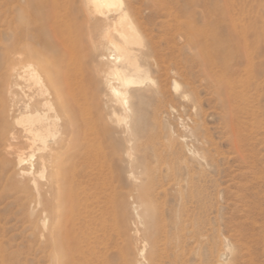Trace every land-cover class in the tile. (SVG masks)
<instances>
[{
    "label": "rangeland",
    "instance_id": "rangeland-1",
    "mask_svg": "<svg viewBox=\"0 0 264 264\" xmlns=\"http://www.w3.org/2000/svg\"><path fill=\"white\" fill-rule=\"evenodd\" d=\"M123 2L141 37V44L130 48L151 78L141 89L143 103L139 106L133 101L134 110H139L142 116L135 136L128 131L133 115L115 105L109 95L104 77L106 61H100L104 52L99 49L95 53L93 49L101 38L86 18L81 0H0V264H51V252L42 237L44 216L40 215L37 203L49 194L45 193V182L52 172L63 169L64 161L52 157L61 147L55 143L59 138L65 139L67 150H78L79 157L74 163L79 175L92 174L91 192L103 171L97 183L106 190L109 199L106 203L104 198L97 200L91 195L89 201L95 206L98 201H105L109 212L106 218L110 227L113 225L109 232L111 241L104 238L103 232L89 231L82 244L84 252L76 257L74 264H98L106 259L110 264H138L136 254L144 247L147 255L153 252L156 241L157 248L162 247L157 249L160 255L157 264H173L168 256L176 250V245L166 237V231L186 236L188 242L185 238L186 244L182 242L185 246L181 244L186 254L184 264H214L215 244L221 240L230 242L238 253L237 264H264V0ZM205 6L211 8L213 18L223 22L220 30L223 38L236 30L241 33L240 38L245 36L250 41L252 66L242 72L239 83L235 84L238 98L232 111L222 107L200 72L197 53L201 47L197 40L206 28ZM215 8L219 11L217 16ZM256 43L261 44L259 48ZM12 69H17L23 79L12 78ZM239 69L244 71V66ZM33 71L39 73V78L32 76ZM16 83L21 89L15 87ZM238 87L242 88L238 90ZM156 90L158 94L153 93ZM186 93H197L194 95L199 113L183 99ZM17 99L21 105L15 109L13 102ZM25 103L30 104L29 111L46 115L45 123L50 129L37 139L33 148V136L14 122L17 115L26 111ZM230 122L240 126L232 128ZM194 134L200 135L205 144L196 141ZM168 137L177 145L172 156L167 147ZM189 147L199 151L197 159L189 155ZM20 150L27 157L32 152L35 154L34 174L28 178L17 174L15 158ZM154 152L162 158L153 157ZM133 161H145L149 167L147 175L138 176L140 172L131 165ZM132 173L138 178L132 177ZM148 177L157 185L164 183V188L155 193L156 210L147 232L134 207L138 203L135 184L140 178ZM93 192L99 194V190ZM179 192L188 204L183 228L175 232L172 231L174 217L181 209L179 203L182 204ZM197 200L202 201L206 211L196 209ZM100 203L99 206L103 205ZM34 208H38L36 213ZM111 214H115L114 218ZM195 217L199 218L198 222ZM199 232L203 235L197 238ZM128 241L131 251H136L134 261L125 254ZM142 264H150L149 259Z\"/></svg>",
    "mask_w": 264,
    "mask_h": 264
},
{
    "label": "bare ground",
    "instance_id": "bare-ground-1",
    "mask_svg": "<svg viewBox=\"0 0 264 264\" xmlns=\"http://www.w3.org/2000/svg\"><path fill=\"white\" fill-rule=\"evenodd\" d=\"M81 3H83V10H84L86 18L92 23L93 27L95 28V31L97 33H99L100 38H101V42L99 43V45L93 47V49H94L95 53L98 52L99 49H102L104 52V55L101 56L100 61H106L105 65H104V73H105L104 77H105L107 89L109 91V95L112 98V101L115 105L122 107L124 109V111H126L127 113L130 114L129 116L133 115V122L131 123V126L128 128V131L131 134H133V136H135L134 134L136 132L137 124L140 121V119H142V116L138 112L139 111L138 109H137L138 111H136V109L134 110V107H136V106H135V103L133 101L136 100L137 101L136 105L138 104L139 106L143 103V96L144 95H142L141 89L144 86H146L147 83L151 82V78L149 76V71L141 65V63L138 61L136 55L133 54V51L130 48L132 45L141 44V37H140L139 33L137 32L134 24L131 22L129 12L125 8V6H124L125 4H124L123 0H81ZM215 11H216L215 16H217L219 13L218 8L217 9L215 8ZM242 12H243V10H242ZM205 18H206L205 32H204L203 36L201 37V39L197 40V43L201 47L197 53L200 72L203 75L202 78H204V83L207 84L212 89L213 94L218 98V100L220 101V104L223 105L222 107H224L225 109H227L229 111L231 109V111H232V108H233L232 106H234V104L237 103L236 101L238 98L236 96L238 94L236 91L235 84L238 82L237 80L239 78L241 79V77L243 76L242 72L247 71V68H250V66H252L251 65L252 60H251L250 44H249L250 41L248 42V39H246L245 36L243 38L242 37L240 38L239 35H241V33L238 34L237 32H239V31L236 32V30L233 31V33L230 32L229 36L227 38H223L220 34V30L222 29L223 22L220 23L216 18L212 17V12H211L210 7H206ZM235 29H236V27H235ZM237 34H238V37H237ZM233 36H235V38L232 39L231 37H233ZM257 39H258V37L256 38V40ZM252 42L255 43V41H252ZM256 44H258L257 48H259V46L261 45L260 43H256ZM254 46H256V45L254 44ZM240 66H244V71H241L242 69L241 70L239 69ZM12 71H13V69H12ZM261 73H262V71H261ZM38 74L39 73H37L36 71H33L32 76L35 78H39ZM13 77L17 80L23 79V76L18 72L17 69H14V71H13L12 78ZM39 82L42 83L41 80H39ZM240 83L242 84V82H240ZM37 84H38V82H37ZM199 84L201 85V83H199ZM177 86L178 85H176V89H177ZM15 87H17L18 89H21V87L17 83L15 84ZM241 88L242 87H240V89ZM240 89L238 87V90H240ZM192 90L193 89H191V91ZM194 92H196V91H194ZM153 93L158 94L159 92L156 90ZM194 94L195 93H193V95H190L189 93H186L182 97H183V99L188 100L191 103V108H193V110L195 112L197 111L199 113L200 112V110H198L199 104H198L196 96H195L197 93L195 95ZM245 97L246 96H244V98ZM218 104H219V102H218ZM20 105H21V102L18 99L14 100L13 107L15 109H18L20 107ZM24 105H25L26 111L24 113L17 115L15 117L14 122L17 126L23 127L24 131L28 132L29 134H31L33 136L32 137L33 138L32 148H33V145H35L36 142L38 141L37 139H41V137L43 136V133L48 132L50 129H49V126L45 123L46 118H47L45 114L43 115L40 113L31 112V111H29V108H30L29 105L30 104L25 103ZM48 105L50 107H52L51 104H48ZM140 110H142V109H140ZM161 112H163V111H161ZM141 113H142V111H141ZM144 116H146V115H144ZM118 117L121 118V116H118ZM229 118H231V117H229ZM237 119L238 118H236V120ZM130 120H132V119H130ZM230 121H231V119H230ZM234 121H235V119H234ZM117 122H119V121H117ZM70 123L72 126V121ZM241 124H242V122H241ZM237 125H239V124L237 123ZM230 126L232 128L236 127V126H234V124H232ZM144 127H147V126H144ZM170 128L172 129V127H170ZM237 129L235 128L234 130H237ZM161 131H163V130H161ZM172 134H174V133H172ZM235 135H237V134H235ZM194 136H195V134H194ZM53 137H55V136H53ZM195 138H196V141H198L200 144L201 143L205 144L204 139L202 140V137L200 135L196 134ZM237 138L238 137H236L235 139H237ZM238 140H235V141H238ZM64 141H65L64 138H59V139L55 140V143L60 144L61 147L59 148V151H54L52 154V157L54 159L61 160L62 162L64 161L63 162V169L62 170L57 169L56 172H52L50 177L45 182V185L47 186V190L45 193H49V194L45 195V197L42 196L40 198L41 201H39V203H37L39 205L37 207H39L38 211L40 212V215L42 217L44 216L43 228L45 230V234H43L42 237L44 238V245L51 252V259H50L51 264H74L76 257H78L80 254H83V252H84V251H82L83 250L82 244L84 243V240L88 237L89 231L103 232L104 238L109 237V241H111V237L109 235V232L111 231V228L113 227V225H112V227H110L109 221L106 218V215L109 214V212L107 213L108 208L106 207L107 204L105 205V201L108 200L109 198L107 197L106 190H104L101 187H98L99 184L97 183L99 178L103 175L102 174L103 171H101L99 173V176L96 178L97 182L93 184L94 188H92V192H91V186L93 183L92 174H85L84 176L79 175L78 166L76 165V163H74L76 161V159H78V157H79L76 155L78 150H77V152H76V150H67V148L64 147ZM235 141H233V142H235ZM130 143H131V141H130ZM190 144H192V142ZM234 145H235V143H234ZM234 145H233V147H234ZM167 147L170 151V155L172 156L173 153L177 149L176 142L173 140V138L168 137V146ZM167 147H166V149H167ZM239 148H240V146H239ZM155 152H154L153 157H155V158L161 157V155H157ZM179 153H181V152H179ZM188 153L190 156H192L194 158V160L199 157L198 156L199 151L197 149L193 150V149H190V147H189ZM34 158H35V154H33V152L30 154L29 157H27L26 153L21 151V150H20V152L17 153L16 158H15V164H16V167L18 169V173H17L18 177L28 178L34 174V172H33V170H34V164H33ZM126 158H127V156H126ZM204 158L207 159L206 156H204ZM132 160H134V159H132ZM182 160H183V158H182ZM182 160H180V161H182ZM194 160H193V162H195ZM210 161H209V163L214 165V161H212V160H210ZM186 162H188V161H186ZM198 162H200V161H198ZM165 164H167V162ZM194 164L196 165V163H194ZM131 165L134 166L135 170L140 172L138 176H141L140 174L147 175L149 167L145 161L141 162V163H136L135 161H133ZM201 165H202V163H201ZM196 166H198V165H196ZM168 168H169V166H168ZM85 170H86V168H85ZM157 171H158V169H157ZM167 171H169V169ZM171 171L173 172L174 170H171ZM80 172H81V170H80ZM132 172H134V171H132ZM42 173L40 174L41 176H42ZM192 173H195V171ZM114 175H116V173ZM131 176L134 177L136 175H134V173H132ZM167 176H169V175H166V177ZM109 177H111V176H109ZM188 177H189V174H188ZM188 177H186L185 181L188 180ZM105 179H103L102 181H104ZM108 179H106V180L108 181ZM165 179H167V178H165ZM137 180H139V179H137ZM107 181H105L106 184L109 183ZM14 182H17V181H14ZM34 184H35V186H38V182L36 180H34ZM159 185L155 184L154 179L150 178V177H148L146 180H141V178H140V182L135 184V189L137 190L138 203L134 207V209H135V212H136V215H137V218H138L140 224L144 226L145 231H147V232L150 231L149 226L152 224V220L154 218V214H155V210H156L155 205H154L155 193L157 190L164 188V183L163 184L161 183ZM165 187H168V186H165ZM94 189L96 191L99 190V194L94 193L93 192ZM110 189H113V188H110ZM179 194L181 197L182 204L179 203L180 201L179 202L177 201L181 205L180 206L181 209L177 211V215L175 214V217H174L172 231H175V232H177L179 229L183 228L182 222L184 221L183 219H185V216L187 214L186 213L187 212L186 199L184 198L182 192H179ZM91 195H94L95 198L97 197L96 198L97 200L104 198L105 201L101 202V203H103V205L99 206V203H100L99 201H98L96 206H95V204L94 205L91 204L89 201ZM114 196H116V195H114ZM109 197H111V196H109ZM106 203H107V201H106ZM110 206L111 205H109V207ZM123 206H124V204H123ZM204 206L205 205L202 204L201 200H197L196 209L198 211L205 210ZM192 207H191V209H192ZM37 209L38 208H36V209L34 208L33 213H36ZM115 210H117V209H115ZM115 210L112 212H116ZM169 211H171V210H169ZM198 211H197V213H198ZM207 214L209 215V213H207ZM113 216H115V214L112 215L111 217L114 218ZM158 216H159V214H158ZM206 217H208V216H206ZM195 218L197 219V222H198L199 218H197V217H195ZM195 218H194V220H195ZM122 220H123V218H122ZM202 220H200L201 221L200 224L203 223ZM124 221L126 222V215H124ZM117 223H118V221H117ZM170 223H172V222H170ZM162 225L164 226V224H162ZM203 225H205V224H203ZM162 228H164V227H162ZM167 228H168V226H167ZM169 229H171V228H169ZM211 229L214 230L213 228H211ZM211 229H210V232H211ZM40 230H42V228ZM112 230H113V228H112ZM161 230L163 231V229H161ZM183 230L184 229H182V231ZM188 230H185V231H188ZM195 230H196V228H195ZM195 230H193V231H195ZM190 231H192V230H190ZM198 231H199V229H198ZM91 235H92V232H91ZM160 235H162V234L160 233ZM165 235L167 238H170L172 241H174L175 245H176V246H174L176 250H174L173 253L170 256H168V259H171L173 261V264H184V262L186 261V254H185V251L181 250V244L184 241V239L186 238V236L185 235L182 236V235H180V233H172V232L170 233L168 231L165 232ZM202 235L203 234L200 233L196 236H197V238L198 237L200 238ZM218 235L220 237V234H218ZM212 236H214V235H212ZM205 238H209V237H205ZM225 238H227V237L225 236ZM90 239H91V236H90ZM188 239H189V237H188ZM193 239H195V238H193ZM210 239L211 238H209V240ZM167 240H169V239H167ZM186 241L188 242L187 238H186ZM192 242H194V241H192ZM103 243H105L104 245H107V243L105 241H103ZM161 243H163V242H161ZM165 244L166 243H164V245ZM185 244H186V242H185ZM187 244H189V243H187ZM158 245L159 244L156 241L155 245H154L155 250L153 252H150L148 255L146 254L145 247H144V249L139 251L136 254V256H138V259L136 257H134L137 259L136 260L137 263L142 264L143 261L149 259L150 264H157V262H159L157 260L160 256L157 252V249L161 250V248H162V247L157 248ZM195 245H196V243H195ZM183 246H185V245H183ZM215 246L217 248V252L215 253L217 260L214 264H237L238 263V258H239L238 253L235 252L233 247H231L232 245L230 242H228L227 240H221L220 243L215 244ZM105 247H107V246H105ZM165 247L163 246V249ZM186 247L184 248V250L186 249ZM127 248H128V250H126V253H125V254H127L126 255L127 259L130 261H134L132 257L136 253V251H135V253H133L131 251V246L129 244V241L127 244ZM81 251H82V253H81ZM161 252L163 253V251H161ZM65 254L67 257H65ZM201 256H200V261H201V263H203V259ZM206 258H208V257H206ZM187 259H189V258H187ZM98 260L99 259H97V261ZM195 261H197V260L195 259ZM95 262L96 261H94V263ZM191 262H193V260ZM98 264H110V263H109L108 259H106V261H100L99 260Z\"/></svg>",
    "mask_w": 264,
    "mask_h": 264
}]
</instances>
